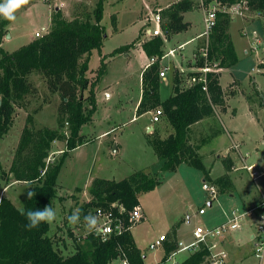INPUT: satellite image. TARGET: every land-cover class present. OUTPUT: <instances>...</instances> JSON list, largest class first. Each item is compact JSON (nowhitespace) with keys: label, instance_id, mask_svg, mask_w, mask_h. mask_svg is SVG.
Instances as JSON below:
<instances>
[{"label":"rangeland","instance_id":"obj_1","mask_svg":"<svg viewBox=\"0 0 264 264\" xmlns=\"http://www.w3.org/2000/svg\"><path fill=\"white\" fill-rule=\"evenodd\" d=\"M55 1L53 3L52 0L51 4L50 0H29L27 5L16 11L15 21L10 22L0 17V22H10L9 26L7 25L9 29L7 38L2 41L1 48L5 52L12 53L29 44L31 38H35L36 32L41 33L42 36L47 35L51 30L55 6H60V9L56 10H61L68 19H72L74 13L81 10L79 7L87 8L91 13L96 3V0ZM178 1L180 0H162V2L106 0L105 2L102 24L105 26L108 37L102 47L103 54H101L102 50L98 51L100 56L97 50L93 53L87 73L90 82L94 83L103 55L106 63L105 74L94 86L97 111L93 116L94 120L84 125L80 132L86 137L87 142L74 150L67 151L64 157L58 175L57 197L51 204L57 212V218L50 224L48 236L54 240L55 246L64 257L74 254L79 249H89L87 239L89 233L82 224H69L67 216L75 208L82 209L92 199L90 189L96 178L120 181L133 172L141 171L147 165H150L146 171L150 176H161L162 183L159 186L153 191L140 194L139 202L144 219L136 223L131 230L138 249L145 257V264H181L190 256L188 252L179 253L168 261L162 262L161 257H164L166 246L162 249L150 250V244L155 242L161 234H165L167 244L164 245L175 247L173 228L176 225L179 229V238L184 242H190L198 226L212 227L215 222L226 221L231 210L234 209L232 207L244 209L241 200H244L247 192H252L255 197L259 195V188L250 178L249 173L247 174L245 170L232 173L238 178V181L236 178L234 181L236 191L233 187L231 191L221 194L218 188L217 200L213 202L216 205L213 204L211 209L203 184L215 185L213 181H203L204 174L186 164L177 174L160 173L161 161L153 163L152 156L143 150L142 139L151 133H147L145 128L148 118L137 117L134 111L137 99L140 94L142 95V69L138 53H132V49L153 39L147 38L148 35L145 37L143 32L151 26L152 15L161 13ZM194 1L197 8L188 14L193 25L185 34L186 36L204 30L205 13L201 6L204 0ZM2 2L3 0H0V3ZM114 2H120L116 8L123 9V13L120 14L121 27L118 30H115L113 26V21H117V13H114L116 9H113ZM214 3L215 1L211 2L206 8ZM125 6L133 7V9L125 11ZM237 7L241 13L235 11L227 15L231 19L229 33L236 47L238 62L229 71H224L221 78L224 101L225 104L230 101V107L227 113L217 108L214 116L204 119L190 132L191 143L201 149L199 153H201L202 163L205 165L210 161L215 165L212 171L214 176H218L221 167L222 173L232 172V169L228 172L225 168L224 162L228 159L234 161L235 167H241L239 155L231 150L234 145L232 141L242 143V153L250 154L247 159L248 164L256 161L260 169L264 167V13L249 9L244 2H238ZM156 37L163 38L165 55L167 45L163 31L162 36ZM134 42L136 44L128 52L120 55L112 54L117 48L132 45ZM204 42L202 38L198 48L200 52ZM173 46L174 44L171 43L170 47L173 48ZM190 47L176 50L163 60L161 58V63L168 65L169 68H184L181 66V58ZM127 54H129L128 58ZM186 74L187 72L184 76ZM234 80L238 82L232 83ZM30 81L36 87L37 93L26 98L25 108H15L13 125L0 142L1 187L3 183L8 185V181H14V175L9 170L16 157L24 127L28 124V117L33 120L32 125H29L34 130L48 128L67 138L70 136L68 124L62 123L59 118V95L49 93L45 80L39 73H33ZM169 84L170 78H167V81L163 82V93ZM87 95L88 92H85L84 96ZM154 127L156 131L161 130V132L165 131L164 128L168 127L169 131L172 128L166 118ZM117 145L121 149L119 152L116 150ZM64 151H66L64 142H53L46 163L58 164ZM258 185L264 189V177L258 181ZM31 188V184L25 182L13 184L6 197L13 200L17 209H24L28 199L27 193L32 190ZM234 191L238 194L235 193L230 198L228 194ZM218 200L221 203L217 202ZM201 207L206 208L208 212L206 216L197 214ZM96 208L90 211L94 212ZM256 233L253 216L241 230L227 238L225 249L229 254L226 259L228 264H257V260L251 255L254 246L252 236ZM246 258L248 259L244 260ZM206 259L207 256L202 264ZM111 264H122V260L117 259Z\"/></svg>","mask_w":264,"mask_h":264},{"label":"trees","instance_id":"obj_2","mask_svg":"<svg viewBox=\"0 0 264 264\" xmlns=\"http://www.w3.org/2000/svg\"><path fill=\"white\" fill-rule=\"evenodd\" d=\"M222 7L238 2L253 10L264 13V0H204L206 7L211 2ZM106 0H96L95 7L89 13L87 8L75 12L68 19L61 10L52 14L50 32L15 52L8 53L1 48L6 37L7 25L0 22V141L13 125L15 108H25L26 98L37 93L31 83L30 76L39 73L43 76L50 94L60 97L59 118L69 126L70 136H66L45 128H31L32 118L28 117L23 135L19 143L16 157L9 170L14 180L31 184L35 196L27 199L24 210H42L56 199L58 175L67 151L74 150L87 142L81 130L84 125L93 121L97 111L94 86L105 74V58L101 59L98 75L94 83L87 76L93 51H101L106 39L104 9ZM197 8L194 0H180L161 12V25L164 36L187 31L190 23L184 20V14ZM231 19L224 12H218L216 25L212 32L208 47L207 60L196 55V69L217 63L219 69H228L237 64L238 58L229 33ZM116 25L115 20L113 26ZM132 45L117 48L113 55L129 51ZM164 41L155 37L142 44L147 57H157L158 61L149 66L142 74V98L136 113H145L162 109L164 117L173 129L166 139L152 137L149 140L156 156L162 165L160 173L174 172L182 164L193 167L204 174V181H213L223 194L233 188L228 175L212 180L209 170L202 163L198 147L189 143L190 127L216 114L220 108L226 112L227 106L220 86L219 73L209 72L206 75L208 92L203 90L202 73L192 71L185 76L178 70L173 71V93L165 101L160 98V59L164 56ZM192 77L196 82L188 85ZM88 92L87 96L84 93ZM25 103H22V102ZM30 124V125H29ZM153 132L152 134H154ZM62 141L66 151L56 165L46 163L52 143ZM264 141V138H263ZM225 168L231 170L228 159ZM1 169V161H0ZM162 183L161 176H150L138 171L120 181L96 178L92 182L90 194L92 199L82 207L81 219L92 208L100 207L111 212L114 219L123 223L121 233L111 234L107 239L89 233V249H79L70 256L64 257L55 246L54 240L48 236L50 224L41 223L38 228H25L27 220L20 210L7 198L0 199V264H111L117 259H126L129 264H145V258L138 249L132 235L133 224L129 222L130 213L140 206V194L153 191ZM96 208V209H98ZM167 244V242H165ZM166 246L162 262L169 260L176 251L177 245ZM204 250L191 254L181 264H202L205 259Z\"/></svg>","mask_w":264,"mask_h":264},{"label":"built area","instance_id":"obj_3","mask_svg":"<svg viewBox=\"0 0 264 264\" xmlns=\"http://www.w3.org/2000/svg\"><path fill=\"white\" fill-rule=\"evenodd\" d=\"M201 6L204 10L205 16L204 30L200 37L203 38L205 42L199 54L202 58L207 60L209 41L216 25L218 12L229 14L234 13L235 11L241 13V11L239 10V7H237V4L222 7L219 3L215 2L214 4H211L210 7L206 8L202 1ZM162 23L163 18L161 13L157 12L153 14L150 19L151 26L147 27L143 31L145 37L147 35V38L162 36ZM35 37L41 38L43 36L41 33H36ZM156 61L157 59L155 57L150 58L145 70ZM195 71H199L200 73H202V79L204 83L203 90L205 92H208L206 80L207 73H219L221 69L218 68L217 63H214L211 66L206 62V65L204 67L196 69ZM159 76L160 78H165V69L161 70ZM195 82L196 79L192 77L187 80L188 85H191ZM162 117H164L163 110L157 109L153 112L152 122L159 123ZM244 169L248 171L253 181H257L262 176H264V171L262 173H258V171L255 170L254 166L244 165ZM203 189L206 192L208 196L207 199L210 202H214L215 200H217L218 187L216 185L204 183ZM97 210H99L100 213V226L99 229L94 232L95 235H100L101 238L105 240L111 234L121 233L123 229V223L120 219H114L111 212H106L101 208L95 209L93 214H96ZM197 214L199 216H205L206 208H200ZM129 215V222L133 225L144 219V215L140 206L135 207ZM253 216L255 217V226L257 228V233L252 236L254 246L251 255L257 260V264H264V199H262L259 204L251 207L250 209H232L229 214L228 220L224 221L221 224L212 227L198 226L193 233V240L190 242H177V249L171 254V257H174L177 254L183 252H188L191 255L204 250L206 252L205 257L207 256L204 264H228L226 262V259L228 258L229 254L225 249L227 238H229L233 233L241 230L242 227H244V225L248 223L250 221V218ZM166 241L167 236L165 234L161 235L155 242L150 244L149 248L150 250L162 249ZM121 260L122 264H129L126 259L121 258ZM173 263H175V261Z\"/></svg>","mask_w":264,"mask_h":264},{"label":"crops","instance_id":"obj_4","mask_svg":"<svg viewBox=\"0 0 264 264\" xmlns=\"http://www.w3.org/2000/svg\"><path fill=\"white\" fill-rule=\"evenodd\" d=\"M51 1L52 0H50V2L49 3H51ZM54 2H56L55 0H53V3ZM158 2H162V0H158ZM120 3V2H119ZM118 2H114L113 3V5H115V7H113V9H116L115 10V12L114 13H117V21H116V25L114 26V28H115V30H118V28L119 27H121V22H120V14L121 13H123V9L121 8V9H118V8H116V5L117 4H119ZM52 4V3H51ZM52 6H54V5H52ZM53 9V8H52ZM55 9H60V6H55ZM131 9H133V7H130V6H125V11H129V10H131ZM70 10V9H69ZM137 10H138V8H137ZM190 12H188V13H186V14H184V20L186 21V22H189L190 23V28L192 27V25H193V22L188 18V14H189ZM66 16V15H65ZM10 24V23H9ZM9 24H8V26H9ZM7 30H8V32H9V29H8V27H7ZM189 30V29H188ZM188 30L187 31H185V32H182V33H179V34H176V35H173V36H171L170 38H167L166 36L164 37L165 38V41H166V54L162 57V59L161 60H163L164 58H166L167 56H169L170 54H172V53H174V52H176V50H183L184 48H186L187 46H191L190 48H189V50H188V52L185 54V55H182V58H181V66L182 67H184V68H182V69H176V68H169V66L168 65H164V64H162L161 63V60H160V66H161V69L162 68H164L165 69V71H166V76H165V78H160V98H161V101H165L166 99H168L171 95H172V93H173V80H174V77H173V71H175V70H178L180 73H183V75L187 72H191V71H195L196 70V67H195V63H196V58H197V56L196 55H198L199 53H200V51L198 50V48H199V43H200V41H201V37H200V35L202 34V32H203V29L199 32V33H195L194 35L192 34V35H190V36H186L185 34L188 32ZM36 33H39V32H36ZM36 33H35V35H36ZM7 35H8V33H7ZM7 35H6V37L5 38H7ZM108 37V34L106 35V38ZM36 39V37L34 38V37H32L31 38V40H30V42L31 41H33V40H35ZM231 39H232V37H231ZM8 40V39H7ZM106 41V39L104 40V42ZM29 42V43H30ZM233 42V41H232ZM171 43H173L174 44V46H173V48H171L170 47V44ZM233 44H234V42H233ZM234 47H235V45H234ZM169 51H168V50ZM102 51H101V54H103V48L101 49ZM133 51H132V53H138V60H140V62H141V69H142V71H141V79H142V74H143V72L145 71V68H146V65L148 64V62H149V58L147 57V55L145 54V52L143 51V49H142V46H138L137 48H135V49H132ZM168 51V52H167ZM185 51V50H184ZM95 51H93V53H94ZM98 52V51H97ZM235 52H236V47H235ZM93 53H92V56H93ZM244 53L246 54V51H244ZM101 54H99V52H98V56H100ZM118 55H120V54H118ZM236 55H237V52H236ZM92 56H91V58H92ZM127 56V58L129 57V54H127L126 55ZM238 56V55H237ZM102 58H104L103 57V55H102ZM90 61H91V59H90ZM90 65V64H89ZM231 68H228V69H222V71H221V73L219 74L220 75V86H221V78H222V74L224 73V71H229ZM167 78H170V84H169V86H168V88H167V90L165 91V93H163V82L164 81H167ZM235 82H238V81H236V80H234V81H232V83H235ZM231 83V84H232ZM230 84V85H231ZM221 88H222V86H221ZM141 89H142V83H141ZM232 90H234V89H232ZM141 92H142V90H141ZM95 94H96V92H95ZM141 94H140V96L138 97V99H137V102H136V105H135V107H134V111L136 112V110H137V107H138V105H139V103H140V101H141ZM230 102V101H229ZM229 102L227 101V104H226V106H227V110H228V108L230 107V104H229ZM227 110H226V113H227ZM153 112L154 111H151V112H148V113H145V114H143V115H141V117H147L148 118V121H147V123H146V126H145V128L147 129V133H153V132H155L154 134L155 135H151V134H149V135H145L144 136V139H142V142H143V150L146 152V153H148V154H150L151 156H152V159H153V163H156V162H158L159 161V159H158V157L156 156V154H155V152H154V150H153V148L151 147V145H150V143H149V140L152 138V137H159L160 139H166L170 134H172L174 131H173V129L171 128V130L169 131L168 130V127L167 128H164L165 129V131H162L161 132V130L160 131H156V128L154 127V125H157V124H159L165 117H162L161 118V121L159 122V123H153L152 122V115H153ZM151 115V116H150ZM137 117H139L138 115H137ZM134 119V118H133ZM94 120V119H93ZM203 121V120H202ZM201 122V121H200ZM199 122V123H200ZM199 123H197V124H199ZM197 124H194L193 126H191L190 127V131H189V143H190V145H192V146H194V147H197L194 143H191V141H190V132H191V129L194 127V126H196ZM263 138H264V135H263ZM1 141H3V140H1ZM0 141V142H1ZM114 141V140H113ZM113 141H112V143H113ZM233 142V146L231 147V150L233 151V152H236L238 155H239V158H240V160H241V163H242V165H241V167H235V163H234V161H232L231 160V162H232V166H231V169H232V172H230L229 174H227V173H222V171H223V168L221 167V170L219 171L220 173L218 174V176H214L213 175V172L212 171H214V168H215V165H213L212 164V162H208V163H205V165H206V168L209 170V175H210V178L212 179V180H215V179H217V178H219V177H222V176H224L225 174H227L228 176H229V178H230V181H231V183H232V185H233V187H234V189H235V191H236V188H235V185H234V181H235V178H236V176L234 177L233 175H232V173H237V172H240V171H243V170H245L244 169V165H246V166H254L255 167V170L256 171H258V173H262L263 171H264V167H262V169H260L259 168V166L257 165V162L256 161H254L253 162V164H248V162H247V159L250 157V154H248V153H245V154H243L242 153V147H243V144L241 143V144H239V143H236V142H234V141H232ZM237 147V148H236ZM199 148V147H198ZM234 148H236V149H234ZM116 150H117V152H119L121 149H120V147H119V145H117L116 146ZM199 151H201V149H199L198 150V154L200 155L201 153H199ZM1 154V153H0ZM1 157V156H0ZM0 161H1V158H0ZM220 162H221V160H219ZM260 163V162H259ZM184 164H182L181 166H179L178 168H177V170L176 171H174V173H179V170H180V168L183 166ZM149 167H150V165H147L145 168H143V169H141V171H144V172H146L148 169H149ZM136 172H138V171H136ZM136 172H133L132 174H134V173H136ZM245 172L248 174V171L247 170H245ZM166 173H168V172H166ZM171 173V172H170ZM131 174V175H132ZM163 174H165V173H163ZM130 175V176H131ZM264 176H262L260 179H262ZM251 178V177H250ZM102 179H105V178H102ZM252 179V178H251ZM260 179H258L257 181H253L257 186H258V188H259V195H257L256 197L252 194V192H247L246 194H245V198H244V200H241V202L244 204L243 205V207H244V209H250L251 207H253V206H256L257 204H259L261 201H262V199H264V189H263V187H260L259 185H258V181L260 180ZM107 180H111V179H107ZM253 180V179H252ZM114 181H116V180H114ZM204 181V180H203ZM236 181H238V178H236ZM9 182V184L7 185V184H4L3 183V186L1 187L0 186V199L1 198H7V199H9L13 204H14V202H13V200L12 199H10V198H8V197H6V194H7V192L10 190V187L11 186H13V184H16V183H18V184H20V182H17V181H13L12 182V180H10V181H8ZM262 186V185H261ZM233 192V193H229L228 195H229V197L230 198H232L233 197V195H235V193H237V192ZM238 194V193H237ZM220 196H221V194H220ZM220 198V197H219ZM220 200H218L217 202H219ZM219 203H221V201L219 202ZM213 204H215V203H213V202H210L209 200H208V205H209V207L212 209V207H213ZM216 205V204H215ZM14 206H16V205H14ZM219 206V205H218ZM140 207H141V209H142V206H141V204H140ZM202 208V207H201ZM232 208H235V207H232ZM238 208V207H237ZM20 210V209H19ZM208 214V212H206V215ZM205 215V216H206ZM146 217V216H145ZM228 220V219H227ZM226 220V221H227ZM224 221L223 220H221V221H218V222H215L214 223V225L213 226H215V225H218V224H221V223H223ZM178 228V226L176 225L174 228H173V233H174V239L176 240V245H177V242H179V241H183V240H181L180 238H179V229H177ZM161 235H163V234H161ZM160 235V236H161ZM145 258V257H144ZM161 258H163V256L161 257ZM171 258H173V257H171L170 256V258L169 259H171ZM248 258H246V259H244V260H247Z\"/></svg>","mask_w":264,"mask_h":264},{"label":"clouds","instance_id":"obj_5","mask_svg":"<svg viewBox=\"0 0 264 264\" xmlns=\"http://www.w3.org/2000/svg\"><path fill=\"white\" fill-rule=\"evenodd\" d=\"M29 0H3L0 3V17L12 22L15 21V13L22 6L27 5ZM30 189V187H28ZM28 198L31 199L35 196L33 191H28ZM21 215L25 216L27 223L25 228L32 230L38 228L41 223L51 224L57 218L56 210L51 206H45L42 210H28L20 209ZM82 209L75 208L70 215L67 216L68 223L71 225L82 224L88 233H93L99 229L100 226V213L97 210L96 214L91 212L84 214L81 219Z\"/></svg>","mask_w":264,"mask_h":264},{"label":"water","instance_id":"obj_6","mask_svg":"<svg viewBox=\"0 0 264 264\" xmlns=\"http://www.w3.org/2000/svg\"><path fill=\"white\" fill-rule=\"evenodd\" d=\"M0 105H1V103H0Z\"/></svg>","mask_w":264,"mask_h":264}]
</instances>
